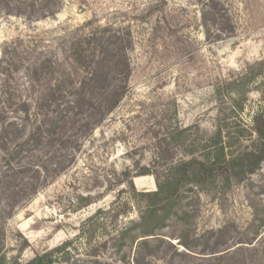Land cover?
<instances>
[{"label": "rangeland", "instance_id": "374dc122", "mask_svg": "<svg viewBox=\"0 0 264 264\" xmlns=\"http://www.w3.org/2000/svg\"><path fill=\"white\" fill-rule=\"evenodd\" d=\"M61 2L54 17L35 22L0 16V117L13 120L15 102L38 96L47 74L51 84L73 87L69 97L84 88L96 105L106 102L95 79L98 67L107 71V46L119 58L109 84L119 85L120 100L105 116L92 107L77 113L66 129L71 164L30 202L0 215L2 264L49 251L53 264H264V227L251 244L239 243L252 237L254 207L264 205V160L229 190L217 183L186 187V215L178 209L156 238L145 237L148 246L142 237L115 246L119 231L145 208L128 178L135 192L155 190L152 174L141 172L161 174L188 158L215 162L238 148L221 149L212 132L224 117L231 129L248 128L264 105L258 83H236L264 58V0ZM39 61L36 77L27 69ZM237 91L247 97L228 116ZM87 121L95 124L91 131ZM52 146L44 160L64 156L56 140Z\"/></svg>", "mask_w": 264, "mask_h": 264}, {"label": "trees", "instance_id": "16d2710c", "mask_svg": "<svg viewBox=\"0 0 264 264\" xmlns=\"http://www.w3.org/2000/svg\"><path fill=\"white\" fill-rule=\"evenodd\" d=\"M61 0H0V16L21 17L27 22H35L46 18L54 17L61 9ZM107 44H114V36L111 35ZM105 61L104 58H102ZM118 55L107 46V71L105 68H97V79L95 82L107 93V101L96 103L86 97L84 88L80 90V96H73L71 86L65 84L63 80L56 84L50 83L48 74L44 83L40 85V93L31 99L19 100L15 102L16 117L13 120H4L0 117V215L12 213L14 210L30 202L38 191L50 183L53 176L65 170L71 160L67 161L66 152L69 151L70 140L66 137L67 126L74 125V116L82 110L92 107L102 115L109 113L119 102V85L109 84V75L113 67L117 66ZM101 62V61H99ZM126 66V64H124ZM42 62H32L27 69L37 77ZM246 78V82L258 83L255 88L262 100H264V58L248 65L243 70L236 83ZM92 79V78H90ZM107 81V84L105 82ZM62 82L63 88L60 86ZM94 82V83H95ZM234 83V82H233ZM95 85H92V87ZM245 91H237L232 99L231 109L228 116L237 114L242 110ZM101 114V113H100ZM88 127L86 131H91L94 122H85ZM213 135L216 143L221 149H231L234 145L238 148L230 152L227 156H222L221 160L213 162H203L195 158L182 159L172 162L166 166L161 174H156L145 170L140 175L152 174L155 180L156 189L144 192H135L131 179L128 178V185L133 194L138 193L145 200V208L141 212L138 220H130L128 224L119 231L115 246L121 249L127 241L134 242L142 237L140 245L148 246L147 236L156 238L158 232L168 226L178 209L181 214L186 215L182 210V191L188 187L192 189H203L208 184H218V188L223 191L229 190L233 184L241 183L250 174L260 168L264 160V105L259 107L253 114L251 124L247 128L244 125H237L231 129L226 117L216 124ZM7 138L11 144L2 142ZM56 140V149L65 151L63 157L52 156L43 159L45 148L53 147ZM242 140L248 141L241 146ZM193 153V152H191ZM70 155L71 152H68ZM68 155V158H69ZM73 158V154H71ZM66 163V164H65ZM217 183V184H216ZM87 197H80L79 206L87 205L90 200ZM255 217L252 223V237L239 243L251 244L259 235L260 228L264 227V205L261 208L254 207ZM124 208L120 213H127ZM115 214L114 216H116ZM225 228V227H224ZM1 230V226H0ZM1 243V242H0ZM217 245L212 247V252H217ZM5 260L0 244V264ZM52 252L38 254L23 264H53ZM14 264V263H12ZM18 264V263H15Z\"/></svg>", "mask_w": 264, "mask_h": 264}]
</instances>
